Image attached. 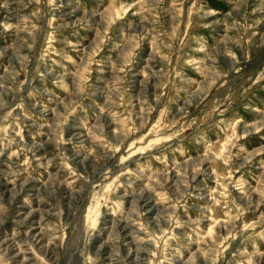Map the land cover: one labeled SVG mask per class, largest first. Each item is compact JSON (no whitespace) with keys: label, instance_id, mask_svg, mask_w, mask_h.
<instances>
[{"label":"rangeland","instance_id":"obj_1","mask_svg":"<svg viewBox=\"0 0 264 264\" xmlns=\"http://www.w3.org/2000/svg\"><path fill=\"white\" fill-rule=\"evenodd\" d=\"M0 264H264V0H0Z\"/></svg>","mask_w":264,"mask_h":264}]
</instances>
